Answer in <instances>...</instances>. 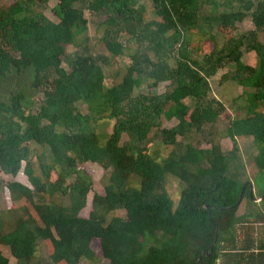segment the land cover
I'll use <instances>...</instances> for the list:
<instances>
[{
    "label": "trees",
    "instance_id": "16d2710c",
    "mask_svg": "<svg viewBox=\"0 0 264 264\" xmlns=\"http://www.w3.org/2000/svg\"><path fill=\"white\" fill-rule=\"evenodd\" d=\"M48 1L0 0V171L12 177L24 172L29 181L5 185L12 207L0 213V245L14 264H38L40 242L52 248L47 264H102L91 249L94 240L106 264H216L226 249L237 264L236 239L257 230L264 254V42L257 39L264 33V0H228L227 11L209 16H200L204 0H54L57 22L40 11ZM86 13L100 20L96 30L107 59L124 55L122 33L137 45L126 73L110 87L101 57L84 54L85 47L67 54L69 46L88 40ZM246 18L253 30L220 45L211 32H200L210 46L199 60L193 56L186 36L198 19L221 31ZM244 50L255 51L254 66L241 62ZM227 63L233 69L219 79L246 90L237 115L216 132L222 106L205 96L209 80ZM161 82L166 89L157 93ZM144 84L147 94L138 91ZM172 118L174 126L161 127ZM102 122L113 124L107 136L97 132ZM192 134L225 135L230 147L221 150L213 138L206 148L177 140ZM123 135L128 140L120 145ZM240 138L249 139L250 155L237 153ZM158 140L171 147L159 160L149 153ZM33 145L47 152L36 155L37 171L29 159ZM79 162L109 172L87 218L78 214L91 181L82 177L63 186L64 173ZM171 178L179 189L175 207L165 190ZM0 264H10L2 251Z\"/></svg>",
    "mask_w": 264,
    "mask_h": 264
},
{
    "label": "rangeland",
    "instance_id": "374dc122",
    "mask_svg": "<svg viewBox=\"0 0 264 264\" xmlns=\"http://www.w3.org/2000/svg\"><path fill=\"white\" fill-rule=\"evenodd\" d=\"M228 0H216V2L211 3L208 2L207 0H204V4L202 6L200 16L203 15H211V14H217L222 11H227L228 10ZM56 5V2L54 0H49L47 4L40 9V11L50 20L53 22H57L58 19L54 16L52 9ZM145 9H148L150 7V4L148 1H145ZM150 10V9H149ZM151 13L148 12V15ZM87 15V13L85 14ZM88 20L90 21L88 24V30H87V35L88 40L82 42L81 47L80 46H69L67 48V54H82V48L85 47L87 48V51L84 54H89L93 55L95 57H101V65L104 67V75H105V80L104 84L107 87H110L111 85L116 84L117 82L120 81V78L126 73V67L130 64V56L129 53L133 52L136 48L137 45L129 40V35L122 33L121 37L118 39L120 43L123 45L124 49V55H121L119 58H106V53L103 45H101V37L102 33L100 30H96L97 25H99L100 20L99 19H94L93 17L87 15ZM209 22H203L201 20H197L195 23V27H192L190 30H188L187 33V42L188 46L191 47V50H194L193 56H195L196 59L201 58V54L204 53V51L209 49L210 43L208 38H200V32L202 31H209L213 34L214 39H217L219 45L223 41V39H227L231 34H241L242 32H246L249 30H253L254 25L250 21L249 18L244 19L241 22L235 23L233 27L227 28V29H221V31H217L216 27H214L211 23L209 27ZM200 30V31H198ZM257 39L260 42H264V33L260 32L257 35ZM79 42V41H78ZM194 46H198L197 50L193 49ZM192 56V54H191ZM256 53L255 51L252 50H244L242 53V56H240L241 62L244 64L254 66L256 64ZM112 61V62H111ZM66 71H69V68L67 65L64 64L63 66ZM233 69V63H227V66H224L221 68V70L218 71L216 76L212 77L209 80V86L210 90L209 92L206 93L205 98L209 100L213 107L217 105V102H219L222 106L221 111L218 113L216 116V120L214 122V129L216 132L221 130V128L224 127V123L227 119V117H234L237 115V113L234 111L236 110V106L239 105L236 104L238 101V97L242 94L243 90H246L245 88L241 87L240 85L236 84L234 81L230 80L228 77H223L219 79V76L222 72L224 71H229ZM230 70V71H231ZM120 77V78H119ZM119 80H115L118 79ZM167 82H161L156 86V92L157 93H162L166 89ZM141 89L138 90L139 92H143L145 94L148 93V89L146 87V84L140 87ZM78 110L82 114H86V108L84 103H78L77 104ZM241 116V115H238ZM175 118H172L170 120H162L161 127H172L176 124ZM101 129L97 130L98 133L107 136L108 134L111 133L112 131V122H109L105 124V122H102ZM213 138L217 143L219 144V147L221 150L226 151L230 147V141L228 138L224 136H218L214 135L211 136L210 139ZM210 139L207 137H200L199 135L192 134L189 138H180L177 136V140L184 143L188 142L190 145H192L195 148H206L209 143ZM128 140V137L126 135L122 136L120 145H122L124 142ZM214 142V141H213ZM238 145L240 147L237 150V153L239 152V155L241 157H245L247 155H250L252 152V148L250 147V141L249 139L243 140L239 139L238 140ZM171 147L169 146H163L160 143V140L155 141L152 145L150 144L149 147V153L151 156L157 160H159V156L163 157L166 156ZM32 152L29 155L30 162L32 164L33 170L35 169L37 171V168H39V160H37L36 155L40 153H44V155H47V152L45 151L46 148L40 147V146H32L31 147ZM49 156V154H48ZM44 162L49 163L50 161L45 159ZM24 163V162H23ZM25 165V164H24ZM76 170L74 172H69L66 171L64 173L65 179H64V187H66L68 184H72L77 182V180H80L82 177H86L87 180L91 181V187L90 191L88 192L86 196V205L85 207L79 212V216L83 218H87L90 211H91V201L92 197L94 194H99L103 195V186L104 183H106V178L109 175V172L103 168V165H98L96 163H91V162H79L76 164ZM23 170V169H22ZM252 170L251 166L246 167V171L249 172ZM23 172V171H22ZM21 173V172H20ZM57 178V175L55 172L50 173V182L53 183ZM19 180L21 183L25 184L26 186L29 185V181L27 177L21 174H18L15 177H12L10 175H4L0 171V213L4 212L7 208L12 207L9 199H8V194L7 191L5 190V185L7 182H12ZM63 187V188H64ZM166 193L168 196L171 198V200L174 203V207L177 204V197H178V185H177V179L176 178H171L167 181L166 184ZM254 192V190H253ZM48 195H46V198ZM62 200V199H60ZM65 203H68L69 201L65 200ZM242 203H246L245 201H242ZM24 202H20L18 206L23 205ZM14 207V205H13ZM243 210V206H238L236 212L241 213ZM117 216H123V212H118L116 213ZM98 241L94 240L91 244V249L95 253V256L102 261V264H106V260H102L99 246H98ZM0 251L3 252V254L9 258L10 264H14L15 260L11 256L10 251L8 250L7 247L1 246L0 245ZM52 254V248L50 244L47 242H40L39 245L37 246V251L35 253L34 260L38 262V264H47L50 263V255ZM79 264H86L85 261H81Z\"/></svg>",
    "mask_w": 264,
    "mask_h": 264
},
{
    "label": "crops",
    "instance_id": "0c3cea01",
    "mask_svg": "<svg viewBox=\"0 0 264 264\" xmlns=\"http://www.w3.org/2000/svg\"><path fill=\"white\" fill-rule=\"evenodd\" d=\"M260 240L262 239L261 236H259L258 230L256 233L246 235L245 237L241 235L236 239L235 250L239 254V257H235V260H238L237 264H264L263 256L259 254V252L263 254L258 245V243L261 242ZM232 244H226V248L233 247ZM230 254L231 253H228L226 249V251L221 253L218 259H216V264H231L228 258Z\"/></svg>",
    "mask_w": 264,
    "mask_h": 264
}]
</instances>
